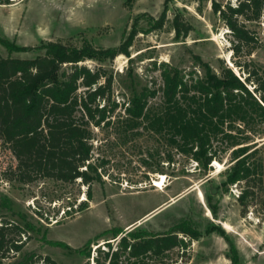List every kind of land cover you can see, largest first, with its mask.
Masks as SVG:
<instances>
[{
  "label": "rangeland",
  "instance_id": "374dc122",
  "mask_svg": "<svg viewBox=\"0 0 264 264\" xmlns=\"http://www.w3.org/2000/svg\"><path fill=\"white\" fill-rule=\"evenodd\" d=\"M231 2L236 4L235 0ZM164 10L166 21L162 28H156V19ZM177 14L192 27L187 37L177 34L174 24ZM134 23L138 33L129 56L120 54L113 60L88 59L81 63L92 70L103 66L113 75L110 105L115 102L117 106L110 114L112 121L116 122L124 114V85L132 77L142 85L163 86L160 68L163 62L185 72L195 69L203 75L204 69L197 58L200 57L218 74L224 66H229L242 79L253 70L264 78V8L259 20L247 23L254 40L235 54L230 29L213 11L211 1L12 0L9 4L0 3V37L17 45L59 41L77 47L86 42L97 48L115 47L129 34ZM0 52L13 57L36 54L10 51L1 42ZM255 86L248 83L258 98L260 94L255 92ZM162 100L160 90L151 98V104ZM255 117L251 123H236L233 130L238 140L236 145L227 139L212 141L216 159L207 170L147 129L140 128L133 135L125 133L116 123L93 127L94 157L103 182H94L91 199L87 196V185L80 180L63 183L40 178L21 183L8 179L17 159L0 140V216L15 220L19 214L26 216L34 229L29 232L24 251L43 257L49 255L57 264L87 261L96 264L97 257L103 262V251L108 249L106 243L111 242L115 247L123 235L136 227L149 234L173 230L187 243L162 255L148 254L146 260L150 264H232L228 255L234 253L233 249L242 264H264V121ZM239 147L248 148L242 157L258 167L249 184L252 194L245 202L239 196L248 186L247 179L225 187L222 184L226 170L235 162L233 150ZM160 167L166 179L163 189L154 185L162 175L158 171ZM209 194L217 206L216 212L208 203ZM81 205L86 207L79 210ZM184 228L187 233L183 232ZM114 229H122L123 233L114 238ZM105 231L109 232L94 240ZM195 232L197 236L193 235ZM120 262L129 264L127 255L123 254Z\"/></svg>",
  "mask_w": 264,
  "mask_h": 264
},
{
  "label": "trees",
  "instance_id": "16d2710c",
  "mask_svg": "<svg viewBox=\"0 0 264 264\" xmlns=\"http://www.w3.org/2000/svg\"><path fill=\"white\" fill-rule=\"evenodd\" d=\"M198 1L212 2L213 11L230 29L235 54L254 40L247 23L261 18L264 0H235L236 4L231 0L226 3ZM11 2L0 0L5 4ZM165 21L164 10L156 19V28H162ZM174 24L177 34L183 37L192 29L179 14L175 15ZM137 33L134 23L118 46L108 48H97L89 42L77 47L59 41H45L36 46L17 45L0 37V42L10 51L36 53L33 57H13L0 52V140L17 159L8 179L21 183L40 178L63 183L80 180L87 185V196L91 199L94 182H103V174L94 157L93 127L116 123L125 133L133 135L140 128L147 129L207 170L216 159V153L212 152L214 139H227L236 145L238 140L233 130L238 121L251 123L256 120L255 116L264 121L263 76L253 70L242 79L229 66H224L218 74L200 57L197 58L204 69L203 75L195 69L185 72L168 62L161 63L163 86L159 88L142 85L132 77L124 85V114L116 122L112 121L110 114L117 106L115 102L110 105L113 75L103 66L92 70L81 63L88 59L113 60L120 54L129 56ZM248 83L256 85L258 98ZM160 90L162 102L151 104V98ZM247 150V147L233 150L235 162L226 170L222 182L225 187L247 179L248 186L239 196L241 202L252 194L249 184L258 169L247 157H242ZM168 158L172 160L171 156ZM158 171L165 174L162 167ZM207 199L216 212L212 194ZM85 207L81 205L79 210ZM19 215L16 220L0 216V264H57L49 255L43 257L33 251H24L34 224L26 216ZM186 230L184 228L183 232ZM108 232L97 235L94 240ZM121 233L122 229H114V238ZM193 235L197 236V232ZM106 244L104 261L97 257L96 264H122L123 254L127 255L129 264H150L146 260L148 254L158 256L175 246L187 245L173 230L149 234L138 227L123 235L115 247L111 242ZM233 250L234 253L228 255L232 264H242ZM87 255H91V250Z\"/></svg>",
  "mask_w": 264,
  "mask_h": 264
},
{
  "label": "bare ground",
  "instance_id": "6f19581e",
  "mask_svg": "<svg viewBox=\"0 0 264 264\" xmlns=\"http://www.w3.org/2000/svg\"><path fill=\"white\" fill-rule=\"evenodd\" d=\"M218 167H221V163L218 161L215 162ZM165 174H162L161 177H159L157 180H155L154 185L157 186L159 189H163V186L165 185Z\"/></svg>",
  "mask_w": 264,
  "mask_h": 264
}]
</instances>
